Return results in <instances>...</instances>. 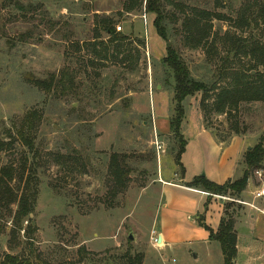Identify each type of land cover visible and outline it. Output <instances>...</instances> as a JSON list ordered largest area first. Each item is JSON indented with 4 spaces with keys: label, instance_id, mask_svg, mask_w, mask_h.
Here are the masks:
<instances>
[{
    "label": "rangeland",
    "instance_id": "374dc122",
    "mask_svg": "<svg viewBox=\"0 0 264 264\" xmlns=\"http://www.w3.org/2000/svg\"><path fill=\"white\" fill-rule=\"evenodd\" d=\"M174 1L166 7L169 16L177 17L168 20L169 37L195 79L222 89L232 74L247 75L258 62L251 73L264 81V0ZM127 4L0 0V166L12 168L14 198L31 190L35 202L31 222L21 231L12 222L17 204L2 206L13 197L6 194L0 202V256L34 264H224L219 243L202 245V232L192 228L176 238L179 243L164 247L157 242L163 183L181 184V145L170 128L174 81L162 62L166 43L154 28L155 16L144 10L128 15L123 12ZM196 11L220 17L210 21L213 52L191 50L185 43L184 18ZM104 19L129 39L121 48L123 58L114 52L115 44L108 52L104 47L109 40L100 26ZM228 36L263 51L253 61L228 56ZM35 80L54 84L46 90ZM215 95L207 114L200 107L202 94L184 102L182 136L186 139L183 131L198 126L223 146L240 140L243 177L247 151L264 146V101L240 105L235 118L243 132L236 135L230 123L234 117L213 111ZM30 113L38 115L30 137L33 148L18 135ZM113 158L128 171L122 185L112 175ZM248 185L254 193L264 188V160ZM240 196L227 202L237 219L245 212ZM258 202L264 208V198ZM258 215V223H239L243 238H264V216ZM191 218L184 221H194L209 239L210 233ZM263 263L264 256L253 264Z\"/></svg>",
    "mask_w": 264,
    "mask_h": 264
},
{
    "label": "trees",
    "instance_id": "16d2710c",
    "mask_svg": "<svg viewBox=\"0 0 264 264\" xmlns=\"http://www.w3.org/2000/svg\"><path fill=\"white\" fill-rule=\"evenodd\" d=\"M128 4L124 8V13L132 14L138 11H145L146 14L155 16L154 28L157 35L166 43V57L162 60L163 65L167 67L173 76L174 81V116L170 120V128L175 136V139L180 142V151L178 154V165L181 168V179L182 186L202 191L210 196H225L231 198V196H240L247 190L250 176L254 171L260 169L261 163L264 160V146L262 143L256 145L251 151H247L246 154V165L247 171L242 178L235 181H228L224 185H218L209 181L205 176L196 177L191 183H184L185 180V169L181 164V156L185 151L186 140L183 138L181 129L182 124L186 118V110L184 102L196 94H202L201 110L208 113V102L212 99V95H215V101L213 104V111L219 115L227 114L228 112L233 119L230 123L232 124L231 130L236 134H242L243 130L240 129V123L235 118V115L239 111V107L242 103H254L264 101V81L258 75L253 77L252 71H254L259 65L252 63L249 66V74L241 75L234 73L231 76V80L222 89H218L217 83L208 85L207 83L195 79L187 64L182 59L181 55L172 44L169 33L168 20L177 19L176 16H169L166 11L167 6H174V0H127ZM195 11V10H194ZM213 18H220L214 13L206 11H196L192 15H186L182 24V31L184 32L185 43L191 50H198L200 48H206L208 52L216 50V42L214 38L211 39L210 31L212 26L210 21ZM203 19H208L207 23L203 22ZM115 24L111 19H104L101 21V30L108 36V45H104L106 51L110 48V45L115 44L114 52L116 49V55L122 56L121 48L123 42L129 40L126 36H123L116 32ZM227 46L225 48L226 54L233 55L234 58H249L253 61L255 54L263 51L262 47H258L256 44L246 43L242 39H232L227 37ZM106 52V53H107ZM107 58V57H105ZM126 58V57H125ZM122 60V59H121ZM224 60V59H222ZM227 61V58H226ZM223 63H226L223 61ZM261 63L263 61L261 60ZM227 69V66H225ZM233 69H228V72ZM236 74V75H235ZM229 76V74H226ZM231 75V74H230ZM35 85L39 88H45L50 90L54 82H42L39 80L34 81ZM234 113V115H233ZM37 113H30L23 121L21 128L18 130L19 137L26 143L30 148L32 147V131L34 129V121L38 120ZM35 119V120H34ZM207 130V129H206ZM2 145H0L1 147ZM2 151H0L1 154ZM115 158V157H114ZM113 158L112 175L116 180V183L121 184L125 182L124 177L128 171L121 166L118 162H115ZM12 168H6L0 166V202H3L4 196L10 194L13 199H9L3 203L2 206L10 208L11 205L17 204V211L13 215V224L16 229L23 230V224L25 222H31V213L34 210L35 202L32 199L34 196L30 191H25L19 199L14 198L10 183L16 180L12 176ZM29 182L27 181V184ZM231 195V196H228ZM211 198V197H210ZM210 199L207 201L206 210ZM232 206L226 204L224 209V215L221 219L220 226L217 232L212 231L208 226L204 224V219L200 218L199 224L205 230L210 233V239L219 243L224 258V264H234L233 261L237 259L238 255V233L236 230L237 218L234 214H230L229 210ZM0 264H34L28 259H21L19 256L4 255L0 256ZM141 264V263H140Z\"/></svg>",
    "mask_w": 264,
    "mask_h": 264
},
{
    "label": "crops",
    "instance_id": "0c3cea01",
    "mask_svg": "<svg viewBox=\"0 0 264 264\" xmlns=\"http://www.w3.org/2000/svg\"><path fill=\"white\" fill-rule=\"evenodd\" d=\"M184 126H182L183 130ZM183 133L187 143L181 156V164L185 169L184 183H191L196 177L205 176L215 184L224 185L228 181H235L242 177L239 161L241 156L240 140L235 139L226 147L222 143H218L209 131L198 126H194L193 131L186 130ZM246 191L239 197L238 202L245 207V212L237 219L236 230L239 223L243 221L242 219H249L258 223V214L264 216V208L258 202L257 192H252L249 185ZM163 195L164 204L160 216L161 232L158 239H162L164 247L179 243L176 238L190 228L202 232L201 235H198L202 245L210 244L209 234L202 229H196L194 221L186 223L184 218L186 221L190 220V217L195 221L202 218L206 226L217 232L224 215L225 206L227 202L231 201L225 196H210L205 192L184 187L182 184L169 182L163 183ZM208 199L211 200L210 207L205 211L203 205ZM237 233L238 255L236 264H253L261 261L264 256V238H243L238 230Z\"/></svg>",
    "mask_w": 264,
    "mask_h": 264
},
{
    "label": "built area",
    "instance_id": "2783aa9c",
    "mask_svg": "<svg viewBox=\"0 0 264 264\" xmlns=\"http://www.w3.org/2000/svg\"><path fill=\"white\" fill-rule=\"evenodd\" d=\"M144 19H146V16H144ZM117 30L118 31H121L122 29L120 27H118ZM257 174H258V176L261 177L260 173H257ZM256 196L258 198H264V188L261 191L257 192V195ZM157 242H158V240H157Z\"/></svg>",
    "mask_w": 264,
    "mask_h": 264
},
{
    "label": "water",
    "instance_id": "95a60500",
    "mask_svg": "<svg viewBox=\"0 0 264 264\" xmlns=\"http://www.w3.org/2000/svg\"><path fill=\"white\" fill-rule=\"evenodd\" d=\"M130 240H133V239H132V237H130ZM161 241H162V239H161V238H159V239H158V243L160 244V243H161ZM233 263H234V264H236V260H235V261H233Z\"/></svg>",
    "mask_w": 264,
    "mask_h": 264
},
{
    "label": "bare ground",
    "instance_id": "6f19581e",
    "mask_svg": "<svg viewBox=\"0 0 264 264\" xmlns=\"http://www.w3.org/2000/svg\"><path fill=\"white\" fill-rule=\"evenodd\" d=\"M162 243H163V241H161V243H160V246H163V244H162Z\"/></svg>",
    "mask_w": 264,
    "mask_h": 264
}]
</instances>
